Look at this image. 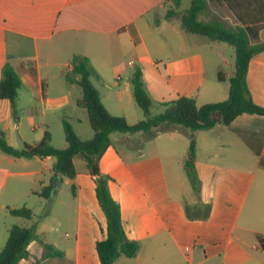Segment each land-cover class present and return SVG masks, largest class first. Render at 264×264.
Segmentation results:
<instances>
[{
	"label": "crops",
	"instance_id": "crops-1",
	"mask_svg": "<svg viewBox=\"0 0 264 264\" xmlns=\"http://www.w3.org/2000/svg\"><path fill=\"white\" fill-rule=\"evenodd\" d=\"M208 5L228 26L244 28L251 44L263 40L264 0ZM178 6L171 0H0V80L10 61L22 82L18 120L10 101L0 98V131L8 144L22 149L48 132L56 147L54 116L62 127L68 120L80 137L93 136L86 110L77 105L81 87L66 78L74 55L89 58L100 77L92 81L102 103L130 124L141 121L131 84L136 67L154 104L183 96L198 106L225 101L235 70L223 68L226 57L218 45L226 43L186 33L179 16L166 17L169 9L182 11ZM206 47L208 53L216 47L218 57L211 52L206 59ZM115 54L132 57L127 80ZM247 86L264 107V51L249 62ZM110 138L99 170L111 178L109 191L128 238L140 244L134 258L122 256L114 264H264V116L242 114L209 130L165 126L153 137L115 132ZM192 138L199 193L185 168ZM73 162L75 178L62 176L46 199L42 189L57 177L54 159L0 151V251L13 226L36 231L27 246L30 257L18 264H101L96 243L106 236L107 220L86 162L79 156ZM200 202L210 204L209 217L189 219L185 206ZM21 208L31 210L32 218L11 213ZM9 216L19 224L8 222ZM44 244L61 256L45 254Z\"/></svg>",
	"mask_w": 264,
	"mask_h": 264
},
{
	"label": "trees",
	"instance_id": "trees-1",
	"mask_svg": "<svg viewBox=\"0 0 264 264\" xmlns=\"http://www.w3.org/2000/svg\"><path fill=\"white\" fill-rule=\"evenodd\" d=\"M174 3L178 6L180 0H174ZM174 16H179L181 27L186 33L205 36L212 41L223 42L234 48L235 70L229 79V96L225 101L198 106L194 98L183 96L158 104L163 110L153 114L151 108L154 101L147 90L141 69L136 67L131 77L133 96L145 119L130 124L125 117L112 115L102 103L99 90L92 81L93 78L100 77L89 58L74 55L71 61L72 69L66 78L69 83H77L81 87L82 95L77 100V105L86 110L93 136L89 139L80 137L69 121L63 119L67 143L65 148L54 147L51 144V135L46 132L41 142L33 145L25 144L22 149H16L8 144L4 133L0 131V150L3 153L14 158L38 156L54 159L53 171L57 177L53 178L49 186L43 187L41 195L46 199H51L55 194L62 176L75 178L74 157L79 156L86 162L89 173L95 179L97 200L107 220L106 236L96 243L101 264H114L122 256L134 258L140 249L139 242L132 241L127 236L119 204L109 191L108 184L111 178L103 175L99 170L101 156L112 145L110 138L112 133L143 132L153 137L165 126H179L191 131L209 130L216 125H229L242 114L264 116V107L255 104L247 86L249 62L253 56L264 51V38L257 44H251L244 28L228 26L211 13L208 0H192L190 6L180 14L174 9H169L166 17ZM202 16L208 17V20H201ZM21 87L22 82L17 70L10 61L6 62L0 80V98L10 101L15 120H18L17 97ZM195 152L196 143L192 138L185 168L193 190L199 193L200 181L194 167ZM210 208V204L201 202L193 206H185L189 219L201 220L209 217ZM11 213L25 219L32 218V212L27 208L15 209ZM34 238H36L34 226H13L0 252V264H18L21 260L28 259L30 253L27 246ZM44 249L47 255L61 256V253L50 244H44Z\"/></svg>",
	"mask_w": 264,
	"mask_h": 264
},
{
	"label": "rangeland",
	"instance_id": "rangeland-1",
	"mask_svg": "<svg viewBox=\"0 0 264 264\" xmlns=\"http://www.w3.org/2000/svg\"><path fill=\"white\" fill-rule=\"evenodd\" d=\"M171 4L173 7L175 6L174 0H171ZM190 4H191V0H180V5L178 7H180V9H182V11H183V9L189 7ZM182 11H180L179 14ZM207 18L208 17H205V16L200 17L201 20H205V21L207 20ZM174 19H176V18H174ZM174 19H172V20H174ZM177 20L178 19L174 20L172 23L173 24L178 23ZM178 21L180 22V20H178ZM218 47L221 49L224 56L226 57V62L223 65L224 70L228 71L230 69V66H231V68H235V51H234V48L232 46L227 45V44H220V45H218ZM207 50H208L207 47H206V49L205 48L201 49V51L204 52L203 54H205L206 59H208L209 57H212L213 53L216 57H218L216 47H213L212 51H210L209 53L207 52ZM211 52H212V55H211ZM113 59L115 61L118 60L121 63L125 64V70L120 74V76H122L124 80H127V78L129 77L130 73L133 70L128 65V62L132 59V57H130V56L124 57V56L115 54V55H113ZM229 64H230V66H229ZM136 109L139 111L140 119L141 120L145 119L144 113L139 108L138 105H136ZM162 110H163V108L160 107L158 104H154L152 106V113L153 114H158V113L162 112ZM53 119L54 120L56 119V121L53 123L54 125H53V130H52L55 134V146H56V148H60V146H63L62 141H65L64 129L62 127V124H60L59 118L54 116ZM75 128L78 129L76 126H75ZM81 136H83V135L81 134ZM60 149H63V148H60ZM9 217L10 218H8V219H10V220H8V222H12L13 224H19L16 222V221H18L17 218H14L12 216H9Z\"/></svg>",
	"mask_w": 264,
	"mask_h": 264
}]
</instances>
